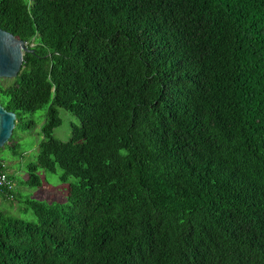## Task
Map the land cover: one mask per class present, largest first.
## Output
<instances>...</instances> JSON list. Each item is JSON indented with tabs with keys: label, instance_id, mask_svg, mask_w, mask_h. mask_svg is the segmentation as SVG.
Listing matches in <instances>:
<instances>
[{
	"label": "trees",
	"instance_id": "16d2710c",
	"mask_svg": "<svg viewBox=\"0 0 264 264\" xmlns=\"http://www.w3.org/2000/svg\"><path fill=\"white\" fill-rule=\"evenodd\" d=\"M0 28L33 51L2 149L47 107L25 183L67 185L2 192L35 219L0 206V264H264V0H0Z\"/></svg>",
	"mask_w": 264,
	"mask_h": 264
},
{
	"label": "rangeland",
	"instance_id": "374dc122",
	"mask_svg": "<svg viewBox=\"0 0 264 264\" xmlns=\"http://www.w3.org/2000/svg\"><path fill=\"white\" fill-rule=\"evenodd\" d=\"M4 84H8V81L3 80ZM47 107L37 110L34 113L26 115V121H32L31 129H27L24 132H18L19 135V149L15 156L11 151L7 149L0 150V160L3 161L8 170L9 176L12 177L11 183L13 192L18 197L34 198L45 202H57L64 200L66 184L61 183L60 176L62 171L57 167L56 171L45 172L39 171L40 177L43 180L41 187H31L26 185L25 180L27 178L26 164L34 162L36 159L38 144L42 138L40 135V128L45 121ZM58 115L61 118V125L53 130V137L60 141H68L71 135L72 127L74 125L79 126V120L72 114L59 108ZM22 153V156L20 154ZM24 198H20L22 201ZM18 203H14L13 206H9L7 202L3 201L0 197V206L9 209L10 213L15 214L16 217H21L28 221H33L35 216L31 211L23 213L18 206ZM20 206V204H18Z\"/></svg>",
	"mask_w": 264,
	"mask_h": 264
},
{
	"label": "water",
	"instance_id": "95a60500",
	"mask_svg": "<svg viewBox=\"0 0 264 264\" xmlns=\"http://www.w3.org/2000/svg\"><path fill=\"white\" fill-rule=\"evenodd\" d=\"M31 52L25 42L0 28V79H13L20 72L23 53ZM16 115L0 103V149L8 143L15 128Z\"/></svg>",
	"mask_w": 264,
	"mask_h": 264
},
{
	"label": "built area",
	"instance_id": "2783aa9c",
	"mask_svg": "<svg viewBox=\"0 0 264 264\" xmlns=\"http://www.w3.org/2000/svg\"><path fill=\"white\" fill-rule=\"evenodd\" d=\"M6 164L0 161V195L4 190H10L12 187L11 181L5 171Z\"/></svg>",
	"mask_w": 264,
	"mask_h": 264
},
{
	"label": "crops",
	"instance_id": "0c3cea01",
	"mask_svg": "<svg viewBox=\"0 0 264 264\" xmlns=\"http://www.w3.org/2000/svg\"><path fill=\"white\" fill-rule=\"evenodd\" d=\"M8 169V168H7ZM7 169H6V172H7ZM9 174V173H8Z\"/></svg>",
	"mask_w": 264,
	"mask_h": 264
}]
</instances>
